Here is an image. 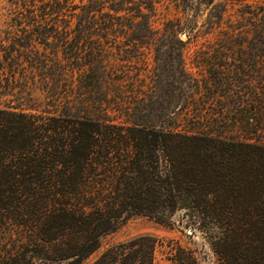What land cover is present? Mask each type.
I'll return each mask as SVG.
<instances>
[{"label": "trees", "instance_id": "obj_1", "mask_svg": "<svg viewBox=\"0 0 264 264\" xmlns=\"http://www.w3.org/2000/svg\"><path fill=\"white\" fill-rule=\"evenodd\" d=\"M2 1L0 264H82L179 212L217 264H264V0ZM156 243L91 264H155Z\"/></svg>", "mask_w": 264, "mask_h": 264}, {"label": "rangeland", "instance_id": "obj_2", "mask_svg": "<svg viewBox=\"0 0 264 264\" xmlns=\"http://www.w3.org/2000/svg\"><path fill=\"white\" fill-rule=\"evenodd\" d=\"M165 1V5H172L171 1ZM6 11V3L0 0V31H3L7 26ZM181 39L186 40L187 36L185 38L181 37ZM194 54L195 49L190 47L184 57L188 65H191L196 60L197 55ZM152 61V56H147L146 63L148 66L152 65ZM181 215L182 213L180 212L175 214L170 224H160L143 215L133 216L124 220L115 231L101 239L99 249L84 260L82 264H91L106 249L143 236L151 237L157 241L154 250L155 264H169L168 259L176 245L190 250L197 264H217V257L205 235L196 228L192 227L190 229L184 227V225H179L178 221Z\"/></svg>", "mask_w": 264, "mask_h": 264}, {"label": "water", "instance_id": "obj_3", "mask_svg": "<svg viewBox=\"0 0 264 264\" xmlns=\"http://www.w3.org/2000/svg\"><path fill=\"white\" fill-rule=\"evenodd\" d=\"M181 37L185 38L186 37V34H182Z\"/></svg>", "mask_w": 264, "mask_h": 264}]
</instances>
